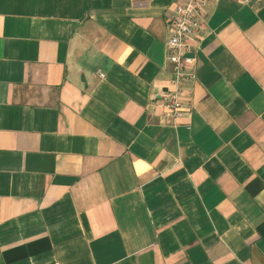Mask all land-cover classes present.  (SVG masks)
Segmentation results:
<instances>
[{
  "label": "crops",
  "instance_id": "0c3cea01",
  "mask_svg": "<svg viewBox=\"0 0 264 264\" xmlns=\"http://www.w3.org/2000/svg\"><path fill=\"white\" fill-rule=\"evenodd\" d=\"M0 0V264H264V1ZM99 73L104 74V78Z\"/></svg>",
  "mask_w": 264,
  "mask_h": 264
},
{
  "label": "built area",
  "instance_id": "2783aa9c",
  "mask_svg": "<svg viewBox=\"0 0 264 264\" xmlns=\"http://www.w3.org/2000/svg\"><path fill=\"white\" fill-rule=\"evenodd\" d=\"M220 1L223 0H184L174 10L171 34L167 41L168 62L172 66L174 77L171 88L156 95L159 107L168 113V122L174 127L187 113L182 101L183 85L196 78L195 48L202 29V11ZM241 1L250 3L254 0ZM99 74L104 78V74Z\"/></svg>",
  "mask_w": 264,
  "mask_h": 264
}]
</instances>
